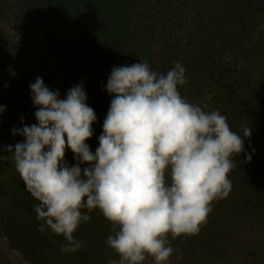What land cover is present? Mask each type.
Masks as SVG:
<instances>
[{"label": "trees", "instance_id": "obj_1", "mask_svg": "<svg viewBox=\"0 0 264 264\" xmlns=\"http://www.w3.org/2000/svg\"><path fill=\"white\" fill-rule=\"evenodd\" d=\"M0 26V264H118L99 210H83L91 219L74 233L83 242L76 252L62 253L63 236L39 231L38 202L4 149L24 140L13 128L37 123L29 85L40 77L61 99L83 84L97 117L86 141L94 154L110 73L139 60L164 74L180 62L182 97L218 110L242 138L251 129L233 157L231 192L198 234L169 235V262L264 264V0H0ZM65 160L75 163L70 150Z\"/></svg>", "mask_w": 264, "mask_h": 264}, {"label": "clouds", "instance_id": "obj_2", "mask_svg": "<svg viewBox=\"0 0 264 264\" xmlns=\"http://www.w3.org/2000/svg\"><path fill=\"white\" fill-rule=\"evenodd\" d=\"M185 73L180 62L166 74L147 60L114 67L106 85L112 99L94 154L86 141L97 117L83 84L63 99L40 77L29 85L37 123L13 128L24 140L4 150L38 202L39 231L64 237L62 253L83 246L74 239L91 219L83 210H99L111 224L114 234L106 244L118 264L148 258L168 264L174 252L169 235L176 240L198 234L213 203L229 195L233 157L244 151L251 129L244 127L242 138L218 110L204 111L182 97L178 87L188 83ZM69 150L72 166L65 160Z\"/></svg>", "mask_w": 264, "mask_h": 264}, {"label": "rangeland", "instance_id": "obj_3", "mask_svg": "<svg viewBox=\"0 0 264 264\" xmlns=\"http://www.w3.org/2000/svg\"><path fill=\"white\" fill-rule=\"evenodd\" d=\"M0 31H2V27L0 26ZM143 264H154V261L151 258H148L145 262H143ZM168 264H171L168 261Z\"/></svg>", "mask_w": 264, "mask_h": 264}]
</instances>
